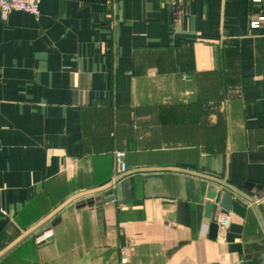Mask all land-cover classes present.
I'll return each mask as SVG.
<instances>
[{
    "label": "crops",
    "instance_id": "1",
    "mask_svg": "<svg viewBox=\"0 0 264 264\" xmlns=\"http://www.w3.org/2000/svg\"><path fill=\"white\" fill-rule=\"evenodd\" d=\"M0 14V264H264V0H41ZM116 151H125L119 172ZM254 183L250 188L248 184ZM262 185V188L257 187ZM247 205L245 217L208 192ZM228 228L210 233L213 218ZM232 224L239 227L231 228Z\"/></svg>",
    "mask_w": 264,
    "mask_h": 264
},
{
    "label": "water",
    "instance_id": "2",
    "mask_svg": "<svg viewBox=\"0 0 264 264\" xmlns=\"http://www.w3.org/2000/svg\"><path fill=\"white\" fill-rule=\"evenodd\" d=\"M120 177L121 176H118V177L114 178L108 184H106L104 186H101V187L96 188L94 190H89L87 192H82L80 194H77L75 196H72V197L68 198L66 201H64L62 204H60L55 210H53L49 215L45 216L44 218H42L41 220H39L38 222H36L32 226H30L29 228H27L19 236H17L13 241H11L8 245H6L4 248H2L0 250V257L3 254H5L7 251H9L11 248H13L17 243H19L26 236H28L29 234L34 232L37 228H39L42 224H44L48 219H50L52 216L57 214L69 202H71L72 200H74L75 198H77V197H79L81 195L92 193V192H97V191H104L105 196H106V201H112L114 199V196H113V192H112L111 188L115 184V182H117L119 180ZM222 184H224L227 188L233 190V192H235L236 194L244 197L248 202H250V204L256 210V212L260 216L262 222L264 223V218H263V216L261 214V211H260V208H259V203H257L253 198H251L250 196H248L245 193L241 192L240 190H238L236 188H233L229 184H226V183H222ZM248 186L250 188H253V187L256 186V184L251 183V184H248ZM257 187L262 188V185H257ZM208 197H209V201L207 202V211H206L208 217H211L212 211L214 209H216L215 203H219L220 207L223 210L232 211V212H234L235 214H237V215H239L241 217H245L246 216L247 205L245 203H243L236 196H234V195H232V194H230V193H228L226 191L211 189L208 192ZM263 206H264V204H263ZM233 227H237L238 228L239 225L232 224L231 228H233ZM217 231H218V225L216 223L212 222L211 225H210V233H211V235L215 236ZM243 264H252V262L251 261H245V262H243Z\"/></svg>",
    "mask_w": 264,
    "mask_h": 264
},
{
    "label": "built area",
    "instance_id": "3",
    "mask_svg": "<svg viewBox=\"0 0 264 264\" xmlns=\"http://www.w3.org/2000/svg\"><path fill=\"white\" fill-rule=\"evenodd\" d=\"M256 2L260 0H254ZM41 0H0V14L2 18H6L13 11L28 12L36 17L41 13ZM264 22V16H259L250 20L249 26L252 29H257ZM125 151H116L115 160L119 172L127 170V163L124 159ZM218 227L228 228L231 223V213L220 211L212 220ZM136 246L135 239L128 238L121 247L122 262L126 264L129 261L130 255Z\"/></svg>",
    "mask_w": 264,
    "mask_h": 264
}]
</instances>
